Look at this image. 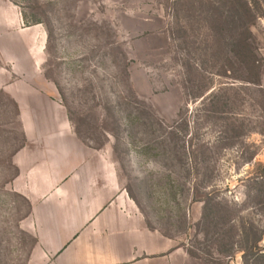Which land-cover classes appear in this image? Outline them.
<instances>
[{"label": "rangeland", "instance_id": "obj_1", "mask_svg": "<svg viewBox=\"0 0 264 264\" xmlns=\"http://www.w3.org/2000/svg\"><path fill=\"white\" fill-rule=\"evenodd\" d=\"M8 1L40 36L0 30V264L35 240L21 120L62 119L183 264H264V0Z\"/></svg>", "mask_w": 264, "mask_h": 264}, {"label": "crops", "instance_id": "obj_2", "mask_svg": "<svg viewBox=\"0 0 264 264\" xmlns=\"http://www.w3.org/2000/svg\"><path fill=\"white\" fill-rule=\"evenodd\" d=\"M19 7L0 0V30L15 33L32 62L39 32L23 40ZM31 63V62H30ZM24 144L11 156L13 190L29 204L19 226L35 238L26 264H172L189 260L171 240L143 225L103 154L85 149L66 120H21ZM54 133L46 137V129ZM185 259V260H184Z\"/></svg>", "mask_w": 264, "mask_h": 264}, {"label": "trees", "instance_id": "obj_3", "mask_svg": "<svg viewBox=\"0 0 264 264\" xmlns=\"http://www.w3.org/2000/svg\"><path fill=\"white\" fill-rule=\"evenodd\" d=\"M34 242H35V240H34Z\"/></svg>", "mask_w": 264, "mask_h": 264}]
</instances>
